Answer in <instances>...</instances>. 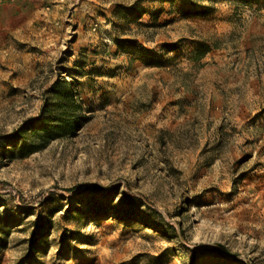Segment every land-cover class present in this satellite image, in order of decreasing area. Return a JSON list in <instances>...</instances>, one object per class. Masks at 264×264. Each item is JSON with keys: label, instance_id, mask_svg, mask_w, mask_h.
I'll use <instances>...</instances> for the list:
<instances>
[{"label": "rangeland", "instance_id": "obj_1", "mask_svg": "<svg viewBox=\"0 0 264 264\" xmlns=\"http://www.w3.org/2000/svg\"><path fill=\"white\" fill-rule=\"evenodd\" d=\"M0 264H264V0H0Z\"/></svg>", "mask_w": 264, "mask_h": 264}, {"label": "trees", "instance_id": "obj_2", "mask_svg": "<svg viewBox=\"0 0 264 264\" xmlns=\"http://www.w3.org/2000/svg\"><path fill=\"white\" fill-rule=\"evenodd\" d=\"M206 46H201L198 50V55L203 57L207 53ZM60 104L56 106L55 112H49L45 114V117L37 123H30L27 128L21 129L17 134L13 136V140H17L20 136L28 137L32 140L25 151L27 153L33 152L38 146L45 142L65 135L74 131L79 118L72 117V113L76 112L79 107V103L75 102L77 95L71 90V85L67 83H56L52 90ZM39 143V144H37ZM67 192L71 193L73 189H67ZM102 196L107 194L101 193ZM223 250L221 246H218Z\"/></svg>", "mask_w": 264, "mask_h": 264}]
</instances>
